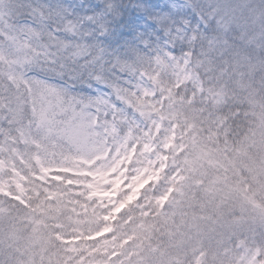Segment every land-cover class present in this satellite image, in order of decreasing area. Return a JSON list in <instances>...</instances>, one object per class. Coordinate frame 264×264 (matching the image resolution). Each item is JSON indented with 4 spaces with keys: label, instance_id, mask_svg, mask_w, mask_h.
<instances>
[{
    "label": "snow or ice",
    "instance_id": "obj_1",
    "mask_svg": "<svg viewBox=\"0 0 264 264\" xmlns=\"http://www.w3.org/2000/svg\"><path fill=\"white\" fill-rule=\"evenodd\" d=\"M0 264H264V0H0Z\"/></svg>",
    "mask_w": 264,
    "mask_h": 264
}]
</instances>
